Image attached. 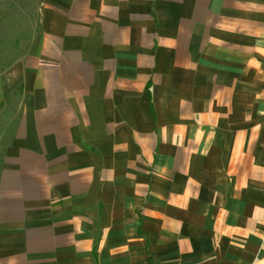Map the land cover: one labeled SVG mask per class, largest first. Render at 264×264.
<instances>
[{
  "label": "crops",
  "instance_id": "obj_1",
  "mask_svg": "<svg viewBox=\"0 0 264 264\" xmlns=\"http://www.w3.org/2000/svg\"><path fill=\"white\" fill-rule=\"evenodd\" d=\"M37 19L0 55V264H264V0Z\"/></svg>",
  "mask_w": 264,
  "mask_h": 264
},
{
  "label": "rangeland",
  "instance_id": "obj_2",
  "mask_svg": "<svg viewBox=\"0 0 264 264\" xmlns=\"http://www.w3.org/2000/svg\"><path fill=\"white\" fill-rule=\"evenodd\" d=\"M39 1L0 0V34L9 35L11 39L10 42L7 39L0 40V55L10 53L9 50L12 54L18 51L20 45L18 41H14V37H26V44H29V40L38 29L37 8ZM20 23H23L24 26Z\"/></svg>",
  "mask_w": 264,
  "mask_h": 264
}]
</instances>
